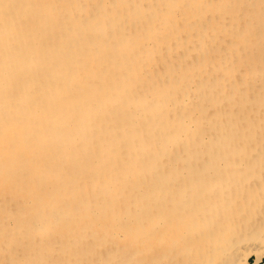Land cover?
I'll return each instance as SVG.
<instances>
[{
    "label": "bare ground",
    "instance_id": "bare-ground-1",
    "mask_svg": "<svg viewBox=\"0 0 264 264\" xmlns=\"http://www.w3.org/2000/svg\"><path fill=\"white\" fill-rule=\"evenodd\" d=\"M263 251L264 0H0V264Z\"/></svg>",
    "mask_w": 264,
    "mask_h": 264
},
{
    "label": "rangeland",
    "instance_id": "rangeland-1",
    "mask_svg": "<svg viewBox=\"0 0 264 264\" xmlns=\"http://www.w3.org/2000/svg\"><path fill=\"white\" fill-rule=\"evenodd\" d=\"M249 263H253L255 262V256L254 255H250L249 259H248ZM257 264H264V251L261 254V257L259 259V261H257Z\"/></svg>",
    "mask_w": 264,
    "mask_h": 264
}]
</instances>
